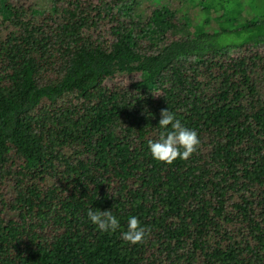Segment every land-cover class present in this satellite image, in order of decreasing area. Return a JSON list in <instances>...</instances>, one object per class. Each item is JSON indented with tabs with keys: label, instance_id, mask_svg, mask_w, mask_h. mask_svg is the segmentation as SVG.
<instances>
[{
	"label": "trees",
	"instance_id": "trees-1",
	"mask_svg": "<svg viewBox=\"0 0 264 264\" xmlns=\"http://www.w3.org/2000/svg\"><path fill=\"white\" fill-rule=\"evenodd\" d=\"M54 1L0 0V264H264V1ZM162 109L189 159L151 155Z\"/></svg>",
	"mask_w": 264,
	"mask_h": 264
},
{
	"label": "clouds",
	"instance_id": "clouds-1",
	"mask_svg": "<svg viewBox=\"0 0 264 264\" xmlns=\"http://www.w3.org/2000/svg\"><path fill=\"white\" fill-rule=\"evenodd\" d=\"M171 127V130L169 129ZM159 127L164 129L156 141H149V149L153 158L157 161L172 164L177 158L187 160L197 151L201 141L196 131L191 130L176 119L174 113L168 109L161 110ZM89 220L98 227L101 232H115L119 227V221L111 210L87 212ZM150 229L140 226L138 217H129L127 231L122 233V239L132 245L143 243Z\"/></svg>",
	"mask_w": 264,
	"mask_h": 264
},
{
	"label": "rangeland",
	"instance_id": "rangeland-1",
	"mask_svg": "<svg viewBox=\"0 0 264 264\" xmlns=\"http://www.w3.org/2000/svg\"><path fill=\"white\" fill-rule=\"evenodd\" d=\"M13 1L14 2L27 1L33 5L40 6L47 11L53 10L57 6L54 0H13ZM138 1H139V4L135 11V14L142 21H145L152 11L156 9H160V8H167V9L172 10L173 12H178L181 15H188L191 17L195 16L196 6L189 4L190 0L188 1H185V0H178V1H175V0H138ZM263 1L264 0H247L246 4L255 3L257 5H262ZM235 8L242 15L246 14L247 12L245 9V6H242L240 4L235 5ZM3 17H4V14L0 12V24L3 21ZM240 19L242 20L241 21L242 24L245 23L246 21L245 17H242ZM8 32H12V30H9ZM120 86H123V85L120 84L119 87Z\"/></svg>",
	"mask_w": 264,
	"mask_h": 264
}]
</instances>
